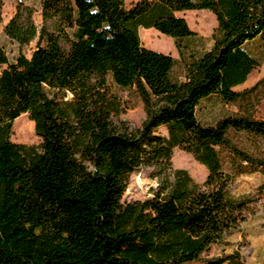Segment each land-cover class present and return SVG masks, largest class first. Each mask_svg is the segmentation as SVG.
<instances>
[{
  "label": "trees",
  "instance_id": "obj_1",
  "mask_svg": "<svg viewBox=\"0 0 264 264\" xmlns=\"http://www.w3.org/2000/svg\"><path fill=\"white\" fill-rule=\"evenodd\" d=\"M189 10H209L217 21L200 56L187 55L185 41L198 37L180 15ZM37 12L21 2L4 27L20 46L36 40L30 57L10 63L0 46V264L238 263V252L202 255L254 211L255 198L232 193L235 176L264 173V119L254 116L264 77L234 89L261 65L245 45L260 38L264 47V0H40V24ZM140 27L173 39L193 81L172 104L153 108L150 97L183 88L178 60L146 47ZM109 78L142 98L141 126L114 122L121 100ZM212 96L238 110L204 124L198 108ZM21 114L34 122L39 145L12 141ZM232 133L249 135L254 150ZM176 148L207 169L204 182L174 168ZM142 166L158 179L153 196L123 202Z\"/></svg>",
  "mask_w": 264,
  "mask_h": 264
},
{
  "label": "rangeland",
  "instance_id": "obj_2",
  "mask_svg": "<svg viewBox=\"0 0 264 264\" xmlns=\"http://www.w3.org/2000/svg\"><path fill=\"white\" fill-rule=\"evenodd\" d=\"M127 5L139 0H125ZM26 3L37 8L35 21L41 23L40 0H4L2 9V20L0 21V46L4 48L10 63L16 62L19 55L25 54L30 57L36 48V40L29 45L20 46L19 43L8 37L4 31L5 25L14 16L19 3ZM198 37L185 41L187 55L194 53L200 56L213 45L212 36L217 28V21L214 14L209 10H189L180 13ZM140 37L143 44L156 51L170 54L178 61L174 69V75L183 81L181 90L160 96H151L150 101L153 108L172 104L176 99L182 97L189 86L193 83L185 75V62L181 60L172 38L158 33L154 28H139ZM246 50L261 60V65L257 67L248 77L247 81L236 87V90H244L253 86L258 80L264 77V47L260 38L255 39L245 45ZM7 64L0 65V73ZM109 88L121 100L120 113L113 117L114 122L120 123L123 120L131 128L139 127L145 121L146 105L135 89H123L115 85L109 78ZM237 106L233 103L224 102L219 96L202 101L198 108V118L204 124H215L218 120L236 112ZM254 116L264 119V96L255 107ZM158 133L166 135V127H160ZM231 136L238 142L239 146L250 151L254 150L256 141L244 133ZM12 141L27 145H39L41 138L35 132L34 122L27 114H21L13 122ZM264 156V143H260L259 149ZM225 161V168L231 170L232 163L229 154L222 153ZM174 168L186 169L190 175L198 182L206 180L207 169L197 162L188 152L176 148L173 154ZM158 185V179L152 167L142 166L137 168L130 176L129 184L123 194L122 201L130 202L134 200H145L153 196V191ZM231 191L236 197H253V213L249 214L246 221L240 228L227 235L223 242L212 245L209 250L203 253L202 259L211 257H223L234 252H238V263L235 264H264V173L252 172L238 174L235 176ZM185 264H201V261Z\"/></svg>",
  "mask_w": 264,
  "mask_h": 264
},
{
  "label": "clouds",
  "instance_id": "obj_3",
  "mask_svg": "<svg viewBox=\"0 0 264 264\" xmlns=\"http://www.w3.org/2000/svg\"><path fill=\"white\" fill-rule=\"evenodd\" d=\"M98 9H93L92 11H93V13L95 12V11H97ZM105 27H108L107 25H105Z\"/></svg>",
  "mask_w": 264,
  "mask_h": 264
},
{
  "label": "crops",
  "instance_id": "obj_4",
  "mask_svg": "<svg viewBox=\"0 0 264 264\" xmlns=\"http://www.w3.org/2000/svg\"><path fill=\"white\" fill-rule=\"evenodd\" d=\"M240 86V85H239ZM236 87H238V86H236ZM236 87L234 88V89H236Z\"/></svg>",
  "mask_w": 264,
  "mask_h": 264
}]
</instances>
